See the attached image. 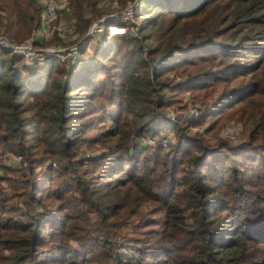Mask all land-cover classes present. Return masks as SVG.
I'll list each match as a JSON object with an SVG mask.
<instances>
[{"label": "trees", "instance_id": "16d2710c", "mask_svg": "<svg viewBox=\"0 0 264 264\" xmlns=\"http://www.w3.org/2000/svg\"><path fill=\"white\" fill-rule=\"evenodd\" d=\"M98 1L67 0L81 40ZM117 1L73 61L0 49V264H264V0ZM39 16L0 0V34Z\"/></svg>", "mask_w": 264, "mask_h": 264}, {"label": "built area", "instance_id": "2783aa9c", "mask_svg": "<svg viewBox=\"0 0 264 264\" xmlns=\"http://www.w3.org/2000/svg\"><path fill=\"white\" fill-rule=\"evenodd\" d=\"M101 1V0H99ZM40 6V16L38 21L31 27L29 35L22 42L5 41L0 39V49H9L14 53L20 54L25 62L35 68L37 66L44 65L49 59L56 58L60 62L73 61L77 54L78 49L82 41L87 39H94L93 42L101 40L103 34L107 37L114 34L125 33L126 27L118 24L107 23L112 14L101 16L97 20H92L85 38L69 45L62 44H49L43 45L44 39H49L58 34L64 39L66 35L72 31L70 23V13L67 9L64 11L67 4V0H36ZM134 3H128L123 9L118 12V15L125 21L132 19V9ZM108 5L112 8L118 7L117 0H109ZM59 16L65 17L64 21H56ZM134 31V28H131ZM192 116L198 115V109L196 105H192ZM166 139H162V143H165ZM152 142V139H149ZM16 160H20V157H16ZM24 165V162H22Z\"/></svg>", "mask_w": 264, "mask_h": 264}, {"label": "rangeland", "instance_id": "374dc122", "mask_svg": "<svg viewBox=\"0 0 264 264\" xmlns=\"http://www.w3.org/2000/svg\"><path fill=\"white\" fill-rule=\"evenodd\" d=\"M108 2H109V0L98 1L97 5H96L97 6V10H96L97 13L92 14V11H90V9H85L84 15L85 16H91V15L93 16L94 15L92 20H97L101 16H105V15H108V16L110 14L115 15L117 13V12H114V9L116 7L115 8L110 7L108 5ZM0 35H3V34L1 33ZM80 35L81 34L79 33V31H77L76 29H72L70 34L66 35V38H65V40L67 41L66 43H68V44L75 43V42H77L76 41L77 39L79 41ZM44 40H48V39H44ZM93 40L94 39L89 41L88 47L91 46V44L93 43ZM49 44H47V45H49ZM51 44H54V43H51ZM58 44H60V43H58ZM195 104H198V102L197 101L193 102L189 98L187 99L186 97H184L182 102H180L179 104H173V106H171L169 109L175 108V111H174L175 113L186 117V115H189V113H191L190 111H191L192 105H195ZM182 119H183V117H182ZM221 122H223L222 125H219L217 128L218 135H220L221 137L229 138L232 141H238L240 138H242V136H243V134H242L243 125L241 124V122H234V121L229 120L227 118V114H225L222 117ZM200 128H201L200 125L192 126V129L199 130Z\"/></svg>", "mask_w": 264, "mask_h": 264}, {"label": "water", "instance_id": "95a60500", "mask_svg": "<svg viewBox=\"0 0 264 264\" xmlns=\"http://www.w3.org/2000/svg\"><path fill=\"white\" fill-rule=\"evenodd\" d=\"M0 39L7 41L6 37L3 35H0ZM8 42V41H7ZM9 43V42H8Z\"/></svg>", "mask_w": 264, "mask_h": 264}]
</instances>
